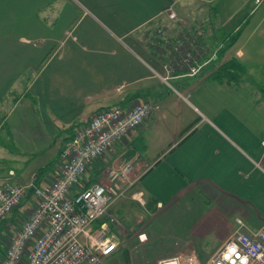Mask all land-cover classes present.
Here are the masks:
<instances>
[{"label":"crops","instance_id":"0c3cea01","mask_svg":"<svg viewBox=\"0 0 264 264\" xmlns=\"http://www.w3.org/2000/svg\"><path fill=\"white\" fill-rule=\"evenodd\" d=\"M212 1L0 0V178L45 188L59 173L64 145L93 114L151 103L159 109L85 178L105 183L111 170L130 163L146 213L170 210L165 215L199 242L188 238L179 251H195L202 263L235 231L236 218L251 230L264 228L260 88L237 68L165 77V57L153 47L152 30L172 9L189 14L206 30V44L221 49L228 39L224 21L211 17ZM227 53L225 61L242 57L238 48ZM34 202L30 188L0 221V259ZM111 228L119 243L102 264H144L130 248L134 233Z\"/></svg>","mask_w":264,"mask_h":264},{"label":"built area","instance_id":"2783aa9c","mask_svg":"<svg viewBox=\"0 0 264 264\" xmlns=\"http://www.w3.org/2000/svg\"><path fill=\"white\" fill-rule=\"evenodd\" d=\"M166 18L174 20L177 13L168 10ZM199 70L193 68L189 75ZM158 109V105L139 103L129 110L97 111L66 142L59 155V173L45 188L0 178V221L20 206L28 189H33L35 199L29 217L9 234L0 264H102L111 256L119 236L111 228L114 219H102L111 204L124 195L133 167L124 163L110 171L107 182L90 186L83 185L85 174ZM235 222V231L204 263L190 251L160 259L157 264H264V228L251 230L241 218Z\"/></svg>","mask_w":264,"mask_h":264},{"label":"rangeland","instance_id":"374dc122","mask_svg":"<svg viewBox=\"0 0 264 264\" xmlns=\"http://www.w3.org/2000/svg\"><path fill=\"white\" fill-rule=\"evenodd\" d=\"M254 2L255 0L212 1L211 17L215 19L219 17L224 21L223 30L226 34L223 40L228 39L221 49L206 44L204 37L206 30L191 24L189 14L186 12L181 15L177 13L174 20L163 17L161 23L153 28L152 36L156 37L153 45L155 53L159 57H165L164 76L181 78L189 76L193 68L203 69L207 66L224 72L226 70H223L222 66L233 59L225 61L227 52L238 48L242 51V57L237 61L238 64H232V68L239 69L236 71L238 73L245 72L264 96V0L258 5ZM205 5L207 7V4ZM236 27V34L231 35ZM232 36L236 41L228 47L229 43H232ZM160 37L163 43H160ZM136 177L138 175L135 176L134 171H131L124 195L111 204L103 217V221L109 222L114 219V225L119 226L121 230L134 233V236L129 237L132 239L130 248H134V257L143 258L144 264H152L154 261L157 264L160 260L157 257L160 255L167 254L169 257L185 252L179 249L188 238L194 245L199 244L195 236L188 235L183 227L184 231H181L177 224L172 222L171 216L165 215L170 213V210L164 212L160 211L161 209H154L149 212L150 214L146 213L145 200L135 197L138 192L131 180ZM89 183V179L85 178L83 185H92ZM180 211V214H184L185 209ZM142 234L148 240L140 241ZM200 247L206 251L204 244Z\"/></svg>","mask_w":264,"mask_h":264},{"label":"trees","instance_id":"16d2710c","mask_svg":"<svg viewBox=\"0 0 264 264\" xmlns=\"http://www.w3.org/2000/svg\"><path fill=\"white\" fill-rule=\"evenodd\" d=\"M231 39H232L231 40L232 43H229V46L228 47L232 46L233 42L236 41V38L234 36ZM223 52H224V50L221 53H223ZM235 63L238 64L236 60H229V62L225 63L224 66H222L223 67V70H226V71L233 70L232 69V64L235 65ZM218 73L220 74V72L217 71V76H218Z\"/></svg>","mask_w":264,"mask_h":264},{"label":"bare ground","instance_id":"6f19581e","mask_svg":"<svg viewBox=\"0 0 264 264\" xmlns=\"http://www.w3.org/2000/svg\"><path fill=\"white\" fill-rule=\"evenodd\" d=\"M143 235H144V234H143ZM143 235L140 236V239H141V237H142Z\"/></svg>","mask_w":264,"mask_h":264}]
</instances>
